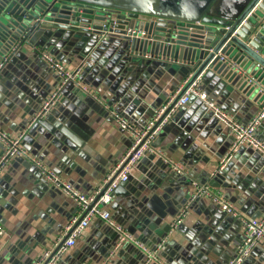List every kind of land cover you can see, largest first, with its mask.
<instances>
[{
    "label": "crops",
    "instance_id": "crops-1",
    "mask_svg": "<svg viewBox=\"0 0 264 264\" xmlns=\"http://www.w3.org/2000/svg\"><path fill=\"white\" fill-rule=\"evenodd\" d=\"M96 19L81 32L57 28L36 37L40 47L70 69L85 60L81 79L89 89L84 93L65 86L59 102L43 118L35 120L59 79L39 54L27 48L11 50L3 55L8 61L0 71V130L10 135L24 132L28 154L85 194L103 184L131 144L111 114L145 126L190 74L185 61L179 60L178 47L170 57L164 52L143 59L127 39L88 28L99 27ZM230 73L224 66L217 71L209 66L198 89L230 116L248 123L264 103V94ZM258 135L264 141V121ZM232 141L228 128L192 97L172 114L155 143L163 157L146 155L115 191L109 207L113 220L155 249L168 238L172 220L189 205L195 185L209 186L242 215L260 217L264 158L243 147L220 170ZM166 159L184 168L185 174L171 171ZM77 213L76 204L51 187L34 164L13 160L0 174V264H32L45 250H54ZM243 238L237 220L200 198L166 239L159 258L165 264H228ZM116 242V231L93 219L59 264H142L144 256L137 247L125 243L116 249ZM244 264H264V243Z\"/></svg>",
    "mask_w": 264,
    "mask_h": 264
},
{
    "label": "built area",
    "instance_id": "built-area-1",
    "mask_svg": "<svg viewBox=\"0 0 264 264\" xmlns=\"http://www.w3.org/2000/svg\"><path fill=\"white\" fill-rule=\"evenodd\" d=\"M255 11L256 8L251 10L245 19L242 20L239 28L248 22ZM102 17L103 20L99 27L90 26L88 28L99 30L106 37L120 36L127 39L131 45H134L135 54L143 59L150 60L155 57V53L151 51V48H146V46L142 45L143 39L147 41L146 38L148 36V31L145 27V29H141L132 28L131 26H121L118 18H112L108 15H103ZM177 33L178 32L175 33V37H177ZM139 46H144L145 48L140 49ZM35 51L59 79L57 89L49 96L41 110L36 114V120L46 116L59 102L61 99V91L65 86L73 85L84 93H89V89L83 84L81 79L82 72L86 66L85 60L81 61L76 67L70 69L44 49L36 48ZM213 60L223 64L224 68L227 69L229 73H240L247 85L256 88L259 95L264 94V84L255 76L242 70L240 65L234 62L223 51V48L214 55ZM7 61V57L0 61V71ZM190 77L191 75L181 84L166 104L156 111L153 118L145 126L141 127L134 125L115 112L111 114L119 128L130 136L131 144L117 165L111 168L106 174L103 184L91 194L81 192L72 183L64 180V178L52 168L46 166L40 159L31 157L23 145L24 132L18 135H10L0 130V146L2 148L0 154V174L13 160H27L38 168L43 179L51 187L59 190L67 198L72 200L78 208L77 215L71 219L66 228L68 237L65 242L61 244L64 240L61 239L54 250H45L32 264H59L66 254L76 246L78 240L84 236L93 219L104 221L116 231V249L125 243H130L142 252L144 256L142 264H165L159 258V251L165 245L166 239L182 225L190 209V204L200 198L210 200L225 214L237 220L243 228V242L237 252L229 260L228 264H244L251 256L255 247L264 243V214L258 218L247 217L240 214L230 202L222 197L214 195L207 185H195V192L190 198L189 205L185 206L172 220L168 238L162 240L155 249L148 248L147 245L140 242L112 218L109 207L114 200L115 191L122 183L129 180L133 169L146 155L163 157L162 151L156 147L155 143L162 130L169 123L172 114L177 109L186 106L192 97L199 98L204 102L216 120L227 127L232 134L233 141L228 152L221 160L220 170H223L243 147L251 148L264 158V141L261 140L258 135L259 129L264 121V103L248 123H242L230 116L229 113L224 111L218 104L211 101L207 94L200 91L198 89V82L200 79H197L188 87L184 94L177 100L171 111L164 117L169 106L173 104L177 95L180 94L183 88L188 84ZM166 161H168L167 163H169L171 171L180 176L185 174L184 168L180 165L167 159ZM2 233L3 230L0 227V234Z\"/></svg>",
    "mask_w": 264,
    "mask_h": 264
},
{
    "label": "water",
    "instance_id": "water-1",
    "mask_svg": "<svg viewBox=\"0 0 264 264\" xmlns=\"http://www.w3.org/2000/svg\"><path fill=\"white\" fill-rule=\"evenodd\" d=\"M103 15L118 18L121 26L143 25L148 31L144 46L157 55L166 52L170 57L179 48V60L185 61L191 77L164 117L209 66L215 71L223 67L213 60L222 48L264 84V0H0V60L11 50L43 49L35 42L41 33L57 28L81 32ZM259 71L263 74L258 76ZM230 76L243 80L240 73Z\"/></svg>",
    "mask_w": 264,
    "mask_h": 264
},
{
    "label": "rangeland",
    "instance_id": "rangeland-1",
    "mask_svg": "<svg viewBox=\"0 0 264 264\" xmlns=\"http://www.w3.org/2000/svg\"><path fill=\"white\" fill-rule=\"evenodd\" d=\"M102 20H103V17H99V18L96 19L95 22H96L97 24H100V23L102 22ZM131 27H132V28H141V29H145L143 25L138 24V23H136V22L132 23ZM145 42H146L145 39H143V41H142V45H145V44H146Z\"/></svg>",
    "mask_w": 264,
    "mask_h": 264
}]
</instances>
